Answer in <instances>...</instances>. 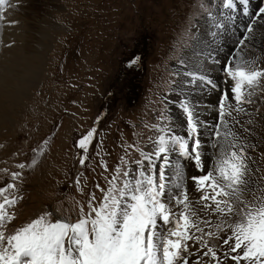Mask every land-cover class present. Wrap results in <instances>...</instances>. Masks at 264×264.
<instances>
[{
	"label": "rangeland",
	"instance_id": "rangeland-1",
	"mask_svg": "<svg viewBox=\"0 0 264 264\" xmlns=\"http://www.w3.org/2000/svg\"><path fill=\"white\" fill-rule=\"evenodd\" d=\"M208 1L8 0L0 8L3 82L13 83L27 71L21 97L0 108V187L15 184L5 195L17 200L15 205L6 206L14 219L0 231L11 234L44 213H52L53 221H75L81 206L87 211L92 194L97 201L101 199L97 185L109 187L108 180L116 175V168L138 170L135 161L143 159L141 151H154L160 129L185 137L191 145L184 111L187 106L197 124L204 171H195L190 158L170 152L171 173L167 179L178 181L181 189L188 185L189 200L200 217L210 221L209 225L198 221L203 232L192 230L193 236L200 238L197 241L202 254L196 263L193 256L188 261L235 264L229 246L225 248L222 243L230 234L224 218L199 211L200 192L191 177L205 174L206 169L213 171L221 155L219 146L235 143V150L243 147L247 166L248 187L241 198L258 199L264 190V77L250 96L246 91L251 102L237 104L231 92L235 81L227 72H221V65H216L228 58L225 63L233 68L244 65L264 69V13L260 11L264 0H248L246 18L240 13L237 19L242 27L225 23L232 15L226 9L214 7L211 13ZM18 12L21 17L14 14ZM187 49L188 56L183 61L179 54ZM134 53L137 60H131ZM138 65L141 77L136 76ZM34 66L38 67L35 79L33 76L28 80ZM195 72L218 87H227V109H234L241 118L237 122L238 117H234L237 125L229 121L230 117L227 120V114L223 120H215L216 104L213 111L209 108L219 90L203 84L194 77ZM135 78H139L141 91L131 103L126 100V87ZM241 124L249 128L246 134L239 131ZM92 129L96 131L84 153L76 139ZM225 133L233 135L225 137ZM81 158H85L83 165ZM94 159L98 163H92ZM160 161H155L157 168ZM20 164L25 167H18ZM144 165L147 167L148 162ZM95 168L101 171L99 175L94 176ZM13 173L20 176L13 180ZM172 209L177 213L182 206L173 204ZM218 224H224L223 231H217ZM168 226L163 230L165 234L174 227ZM165 227L158 222V231ZM209 232L214 235H207ZM208 247L216 252L217 259L203 254Z\"/></svg>",
	"mask_w": 264,
	"mask_h": 264
},
{
	"label": "snow or ice",
	"instance_id": "snow-or-ice-1",
	"mask_svg": "<svg viewBox=\"0 0 264 264\" xmlns=\"http://www.w3.org/2000/svg\"><path fill=\"white\" fill-rule=\"evenodd\" d=\"M4 2L0 0V4ZM239 2L246 5L248 0ZM223 6L234 9L236 4L234 0H224ZM260 11L264 13V8ZM225 71L235 81L231 92L236 103H250L246 90L250 96L251 90L264 77V69L237 65L235 68L228 66ZM229 99V95L225 94L220 104L221 120L226 114L231 115V112L226 113ZM184 111L187 113V131L192 137L191 145L185 137L169 135L160 129L161 134L154 141V151H141L143 159L135 161L138 170L116 168V175L108 180L109 187L97 185L101 199L97 201L92 194L87 211L81 206L75 221H53L52 213H44L11 234L0 231V264H189L182 255L188 248L186 242L194 238L199 241L200 238L192 234L193 229L204 231L198 221L205 225H209L210 221L200 217L189 200L187 189H181L177 184L174 187L178 191L171 192L168 187L166 169L170 166V152L193 159L195 166L204 171L200 140L196 138L197 124L187 106ZM95 131H88L78 141V147L84 153ZM228 135L233 134L225 133V137ZM216 136L219 137L220 133L217 132ZM219 147L221 155L215 169L191 177L195 189L200 192L197 201L201 205L199 211H209L224 218L230 234L222 239V243L229 246L235 264H264V190L258 199L255 196L253 200L242 199L243 191L248 187L243 149L235 150V143ZM156 160H162L159 168ZM145 161L148 162L147 167ZM80 163L83 165L85 158H81ZM18 167L24 168L25 165ZM19 176L20 173L12 174L13 180ZM15 187V184L0 187V197H3L0 228L14 219L6 206L15 205L17 200L5 193ZM173 204L182 206L178 214L173 211ZM229 218H232L231 223H228ZM158 222L173 224L174 227L162 234L158 231ZM216 227L218 232L223 231L224 224ZM203 254L217 259L211 247Z\"/></svg>",
	"mask_w": 264,
	"mask_h": 264
},
{
	"label": "bare ground",
	"instance_id": "bare-ground-1",
	"mask_svg": "<svg viewBox=\"0 0 264 264\" xmlns=\"http://www.w3.org/2000/svg\"><path fill=\"white\" fill-rule=\"evenodd\" d=\"M23 1V0H22ZM28 1V0H27ZM33 1H35V0H33ZM39 1V0H38ZM8 2V0L4 3V4H6ZM32 2V1H31ZM33 3H35V2H33ZM4 4H2V5H0V7H3L4 6ZM36 4V3H35ZM215 7H219V6H217V5H215ZM8 6H7V9H5V11L6 10H8ZM14 10V9H13ZM12 10V11H13ZM213 11V10H212ZM24 13H25V11H23ZM15 15H19L18 17H21V14L18 12V14L17 13H14ZM4 30H6L5 28H4ZM1 32V31H0ZM210 34V33H209ZM236 40H237V38H236ZM5 49V48H4ZM18 51V50H17ZM181 54V53H180ZM179 54V58L181 59V60H183V61H185L186 60V58H187V56H188V49L184 52V53H182L181 55ZM184 54H185V56H184ZM16 57V56H15ZM38 57V56H37ZM253 57V56H252ZM29 58V57H28ZM39 58V57H38ZM7 60V59H6ZM12 60V59H11ZM37 60V59H36ZM38 61V60H37ZM5 63H7V62H5ZM179 64H181V61H180V63ZM179 64H177V65H179ZM1 65H2V63H1ZM34 65V64H33ZM12 67V66H11ZM38 67L37 66H34V68L31 70V75L30 76H28V80H30L33 76H34V79H35V74H36V69H37ZM206 72H210L209 70H205ZM4 73H5V71H4ZM7 73V72H6ZM4 74L2 73V72H0V108L2 107V104L4 103V104H7V102L9 101V100H12V99H17L18 97L20 98L21 97V94H22V92H23V88H24V81H26V78H27V71L26 72H24L23 73V75L21 76V77H19L18 78V80L17 81H13V83H11V81H9L10 83L8 84V81L7 82H3V79H2V76H3ZM6 75V74H5ZM7 76V75H6ZM217 77V76H216ZM220 77V76H219ZM222 78V77H221ZM4 81H5V78H4ZM28 83V82H27ZM27 86V85H26ZM247 91V90H246ZM25 92V91H24ZM213 103H215L216 104V101H212L211 102V108H209V110H212V108H213ZM3 104V105H4ZM11 104V103H10ZM226 109H227V106H226ZM216 111H218L219 109L216 107V109H215ZM213 111V110H212ZM215 114L217 113V112H214ZM0 115H2V114H0ZM235 122V121H234ZM229 123V122H228ZM235 125H237V122H235ZM239 126V125H238ZM240 128H239V131H241V132H245V134H246V132L248 131V127H246V126H243L242 124H241V126H239ZM234 128H236L235 126H234ZM236 131V130H235ZM238 131V132H239ZM233 132V131H232ZM237 132V133H238ZM232 134V133H231ZM235 134V133H234ZM241 134V133H240ZM243 135V134H242ZM240 138V137H239ZM245 138V137H244ZM241 139H243V138H241ZM241 141V140H240ZM247 141V140H246ZM245 141V142H246ZM243 143H244V141H242ZM241 143V142H240ZM245 144V143H244ZM240 147H241V145H240ZM241 148H243V147H241ZM173 166H174V163H173ZM169 173H171L170 172V170H169V167L166 169V177L168 176V174ZM173 174V173H172ZM169 178V177H168ZM185 180V179H184ZM167 181H168V179H167ZM178 181H168V187H169V190L170 189H172L175 185H177L178 183H177ZM181 184H182V182H181ZM183 186H184V184H183ZM189 188V186L188 185H186V188L185 189H188ZM183 189V188H182ZM176 191H178V189H175ZM200 210V209H199ZM165 226H167V225H165ZM189 248H187V251H185V253H184V255H186L187 256V258H189V257H192L193 256V262L194 263H196L198 260H200L201 259V254H202V252H201V249L199 248V245H201V243H199L198 241H197V239L195 240V239H192V240H189ZM228 247V245H225V248H227ZM226 250V249H225ZM195 251H196V253H195ZM221 257V256H220ZM186 258V259H187ZM222 258V257H221ZM188 260V259H187ZM191 264V263H190Z\"/></svg>",
	"mask_w": 264,
	"mask_h": 264
},
{
	"label": "trees",
	"instance_id": "trees-1",
	"mask_svg": "<svg viewBox=\"0 0 264 264\" xmlns=\"http://www.w3.org/2000/svg\"><path fill=\"white\" fill-rule=\"evenodd\" d=\"M135 81H137V78H135ZM126 90L128 91V95H126V100L132 99L134 96L137 95V92L134 89H132L130 92L129 87H126Z\"/></svg>",
	"mask_w": 264,
	"mask_h": 264
}]
</instances>
